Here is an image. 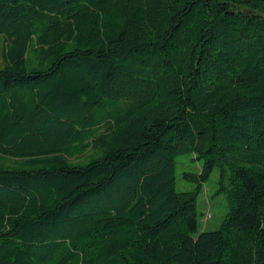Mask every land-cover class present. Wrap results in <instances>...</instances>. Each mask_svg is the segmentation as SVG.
I'll return each mask as SVG.
<instances>
[{"label": "trees", "instance_id": "16d2710c", "mask_svg": "<svg viewBox=\"0 0 264 264\" xmlns=\"http://www.w3.org/2000/svg\"><path fill=\"white\" fill-rule=\"evenodd\" d=\"M0 264H264V0H0Z\"/></svg>", "mask_w": 264, "mask_h": 264}, {"label": "rangeland", "instance_id": "374dc122", "mask_svg": "<svg viewBox=\"0 0 264 264\" xmlns=\"http://www.w3.org/2000/svg\"><path fill=\"white\" fill-rule=\"evenodd\" d=\"M203 172V161L193 155H183L177 159V189L193 191L197 184L189 178H197ZM230 172L227 169L215 168L209 179L202 183L197 195V214L199 231L219 227L228 209L223 185L228 182Z\"/></svg>", "mask_w": 264, "mask_h": 264}]
</instances>
